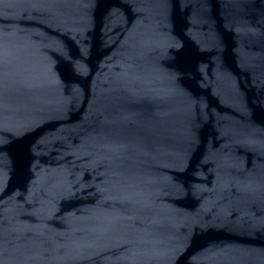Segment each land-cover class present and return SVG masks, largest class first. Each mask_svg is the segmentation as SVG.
I'll list each match as a JSON object with an SVG mask.
<instances>
[{"label":"water","instance_id":"obj_1","mask_svg":"<svg viewBox=\"0 0 264 264\" xmlns=\"http://www.w3.org/2000/svg\"><path fill=\"white\" fill-rule=\"evenodd\" d=\"M0 264H264V0H0Z\"/></svg>","mask_w":264,"mask_h":264}]
</instances>
